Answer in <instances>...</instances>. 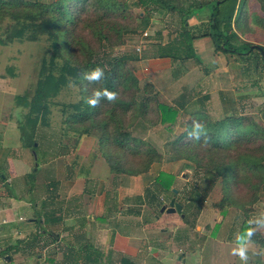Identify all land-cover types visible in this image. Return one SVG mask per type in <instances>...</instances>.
Segmentation results:
<instances>
[{"label": "rangeland", "instance_id": "obj_1", "mask_svg": "<svg viewBox=\"0 0 264 264\" xmlns=\"http://www.w3.org/2000/svg\"><path fill=\"white\" fill-rule=\"evenodd\" d=\"M118 1L133 7L130 19L123 21L133 31L123 34L122 45H101L92 60L108 62L114 57L124 59L127 64L124 69L131 71L140 86L151 84L160 102L168 105L182 103V107H178L177 124L172 130L169 124H149L139 118H135L130 128L132 136L143 139L156 149L160 161L152 163L147 172L139 175H111L109 170L107 175L104 167L107 169L108 166L98 152L97 134L91 130L88 135L77 136L64 121L66 110H70L66 108L67 105L80 98L78 86L73 84L63 88L49 104L46 114L48 124L36 128V152L22 145L19 124L22 123L25 109L15 105L14 97L23 94L35 80L36 65L42 52L49 51L48 40L42 36L38 40L26 38L0 44V170L3 168V179L7 176L6 157L13 161L15 172L31 173L34 170L27 179L30 184L42 181L39 167L45 162L49 166L56 164L55 167H60V180L67 176L68 170L64 167L72 168L67 178L75 179L72 177L74 172L79 173L75 174L80 179L78 182L83 184L79 193L83 195L82 200L87 199L93 205L95 228L93 246L79 250L74 256L89 261L88 264H117L122 259L127 260L128 264H241L237 257L230 254L234 235L246 226L248 218L264 212V187L258 189L256 201L251 204L249 194L253 190L250 187H233L231 181L229 186L233 190V197L245 194L240 200L245 207L237 209L230 206L220 212L215 206L222 195L217 179L204 195L201 192L203 199L193 202L191 211L184 216L183 207L189 199L187 194L194 184H201V175L195 173L197 169L186 161L169 159V150L170 140L184 129L183 124L189 116L198 111L207 114L210 122L219 120L225 112L233 111L240 116H251L259 126L264 127V73L258 50L240 56L214 52L211 40L200 37L207 28L206 22L199 13H194L190 18L195 19L198 15L199 18L194 23L187 19L188 31L183 37L193 47L192 58L172 59L169 66L167 61L156 65L140 63L139 58L145 55L154 40L160 43L169 41L170 47L178 46L176 39L182 15L152 5L147 24L143 27L144 16L141 7L135 4L137 0ZM163 1L183 10L187 5L193 6L198 2ZM233 1H221L219 14L226 15ZM243 2L248 13H260L258 0H241V4ZM203 10L209 12L210 7ZM79 30L93 48L94 39L90 32L88 35L81 27ZM236 33L240 39L253 44L261 46L264 43V32L255 26L248 35H242L239 31ZM190 35L195 37L190 38ZM184 41L180 39L181 47ZM200 47L202 52L199 51ZM90 51L77 50V56L89 55ZM175 55H181V52L177 51ZM175 60L177 62H173ZM154 70L161 73L158 75ZM180 92L182 95H179ZM154 119L148 117L150 122ZM75 137L77 140L73 144ZM58 149L61 152L52 156L51 153ZM106 150L110 157L121 154L119 149L112 146ZM39 152L40 159L36 160ZM160 171L174 176L172 188L176 192L169 189L173 194L158 190L152 181ZM145 188L154 196L150 201L146 200ZM172 197L174 202L181 204V211L159 212L162 205L168 207L167 203ZM28 198L34 201L38 199L34 195ZM79 199L77 197V201ZM102 228L104 233L100 232ZM254 241V249H264V230L257 233ZM260 241H263L262 245L258 246ZM70 258V264H75V257ZM251 264H264V255L252 257Z\"/></svg>", "mask_w": 264, "mask_h": 264}, {"label": "trees", "instance_id": "obj_2", "mask_svg": "<svg viewBox=\"0 0 264 264\" xmlns=\"http://www.w3.org/2000/svg\"><path fill=\"white\" fill-rule=\"evenodd\" d=\"M221 1L223 0H198L196 5H187L185 10L163 0H137L135 4L142 9L143 27L147 24L152 5L179 12L183 18L179 19L180 32L176 40L180 44V39L184 41L183 37L188 31L187 19L194 13H199L207 23V28L200 37L208 36L214 52L240 56L254 50L255 48H249L253 43L240 39L236 31L248 35L255 26L264 32V0H258L260 13L253 15L248 13L245 2L241 4V0H234L226 15H220ZM205 7H210V11L203 10ZM132 9L131 5L118 0H0V35L3 36L0 44L14 40L19 42L26 38L38 40L42 36L49 43V51L42 52L36 65L35 80L23 94L14 97L15 105L25 109L22 123L19 124L24 147H30L36 152V128L48 124L46 114L49 112V104L63 88L73 84L78 86L80 98L67 105L66 108L69 107L70 110H66L64 121L77 136L88 135L91 130L97 134L98 152L111 175H139L147 172L152 163L160 161V154L156 149L143 139L132 136L130 128L135 118H139L149 124H169L172 130L177 124L178 107H182V103L177 102L173 104L174 107L160 102L151 84L144 83L140 86L131 71L124 69L127 65L124 59L114 57L108 62L92 60L101 45L124 43L123 34L133 30L123 24V21L130 19ZM197 9L199 10L196 11ZM197 18L199 15L195 19ZM80 27L88 35L89 32L92 35L93 48L82 36ZM194 37L190 35V38ZM180 44L177 47L169 46V51L162 50L158 53L159 56H167L173 60L192 58L191 43L184 41L183 47ZM260 47L264 51V43ZM89 49V55L77 56V50ZM177 51L181 55L176 56ZM260 65L264 73L261 61ZM97 66L104 69L107 79L100 85H89L81 79V74ZM101 86L118 92V99L113 103L101 101L99 107L92 108L85 102L86 97L91 94L93 87ZM148 117L155 119L150 122ZM194 119L206 126L209 134L206 140L188 138L187 133L191 131ZM183 127L170 140L169 159L186 161L189 166L197 169L194 172L200 174L202 180L201 184H194L192 191L187 194L189 199L183 207L184 216L191 211L193 202L203 199L201 192L204 195L217 179L222 193L215 202L218 211L223 212L230 206L237 209L245 207L240 203L245 194L233 197V190L229 186L231 181L233 187H250L253 191L249 194V202L254 203L258 189L264 187V127L259 126L251 116H240L233 111L225 112L222 118L214 122L209 121L207 114L198 111L189 116ZM76 140L77 137L73 144ZM23 146L21 147L24 148ZM111 146L119 149L120 157L109 156L106 149ZM59 152L61 149L51 155L57 156ZM38 158L40 159V152L36 160ZM33 171L27 174L29 178ZM1 177L0 174V181ZM173 179L172 174L160 171L152 181L158 190L173 194L169 191ZM144 191L147 201L153 199L149 190L145 188ZM262 242L259 244L262 245ZM119 264H128V261L122 259Z\"/></svg>", "mask_w": 264, "mask_h": 264}, {"label": "crops", "instance_id": "obj_3", "mask_svg": "<svg viewBox=\"0 0 264 264\" xmlns=\"http://www.w3.org/2000/svg\"><path fill=\"white\" fill-rule=\"evenodd\" d=\"M190 21L194 23L196 19L190 18ZM162 50L169 51V41L160 43L154 40L150 49L139 58V62L156 65L167 61L169 66L172 58L160 57L158 53ZM199 51H203L201 47ZM154 68L158 69L157 66ZM154 72L158 75L161 73L159 70ZM55 166L56 164L52 167L47 162L43 163L39 167L42 181L30 184L27 176L29 172H15L13 161L9 157L5 158L7 178L3 179V168L0 170V256L2 259L6 258L3 263L70 264L72 256L76 259L75 264H88L89 261L81 257L78 259L74 255L79 250H87L89 246H93V205L87 199L82 200L83 195L79 192L82 191L83 184L78 182L80 179L75 175L79 173L74 172L72 177L75 179L67 178L72 173V168L64 167L68 170L67 176L60 180V167ZM104 170L108 175V168L104 167ZM32 195L38 199H29ZM77 197L80 198L78 201ZM99 218L98 216L97 219ZM100 232L104 233V228Z\"/></svg>", "mask_w": 264, "mask_h": 264}, {"label": "clouds", "instance_id": "obj_4", "mask_svg": "<svg viewBox=\"0 0 264 264\" xmlns=\"http://www.w3.org/2000/svg\"><path fill=\"white\" fill-rule=\"evenodd\" d=\"M81 79L87 81L89 85H100L106 80L105 71L102 67H95L81 74ZM118 99V92L112 91L107 87H93L91 94L86 97L85 102L92 108L101 105V101L113 103ZM208 130L203 122L192 121L191 131L187 136L191 140L201 141L208 138ZM264 230V212H260L246 220V227L234 235V245L230 249V254L237 257L241 264H251L252 257L264 255V249L256 250L254 237L258 232Z\"/></svg>", "mask_w": 264, "mask_h": 264}, {"label": "water", "instance_id": "obj_5", "mask_svg": "<svg viewBox=\"0 0 264 264\" xmlns=\"http://www.w3.org/2000/svg\"><path fill=\"white\" fill-rule=\"evenodd\" d=\"M249 48H255L258 50L259 54H260V59H261V63H262V67H263V71H264V51L261 49V47L257 44H252L249 46ZM172 192H176V190L174 188H171ZM168 207L165 208L166 206L165 205H162L160 208H159V212H165V213H168V212H176V213H179L181 211V204L177 203V202H174V198L172 197L168 203H167ZM3 261L5 262L6 261V258L3 257Z\"/></svg>", "mask_w": 264, "mask_h": 264}, {"label": "built area", "instance_id": "obj_6", "mask_svg": "<svg viewBox=\"0 0 264 264\" xmlns=\"http://www.w3.org/2000/svg\"><path fill=\"white\" fill-rule=\"evenodd\" d=\"M143 35H146V32H143ZM136 49H138V48H136ZM0 264H3V259L1 256H0Z\"/></svg>", "mask_w": 264, "mask_h": 264}]
</instances>
